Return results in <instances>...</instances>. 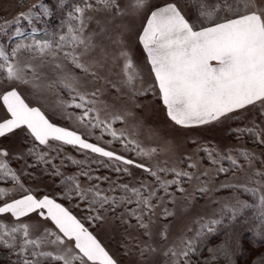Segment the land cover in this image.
<instances>
[{"label":"snow or ice","instance_id":"obj_1","mask_svg":"<svg viewBox=\"0 0 264 264\" xmlns=\"http://www.w3.org/2000/svg\"><path fill=\"white\" fill-rule=\"evenodd\" d=\"M188 2L193 9L191 20L180 7L179 0L155 6L146 17L137 39L153 78V84L147 88L137 86L138 82H143V75L125 44L124 31L113 35L109 26L118 18L139 16L148 8V0H79L71 6L67 20L62 21L61 27L66 26L67 31L59 34L58 38L45 31L48 38L37 39V29L33 27L31 43L18 42L11 51L0 45V83L6 82L10 86L0 94V101L8 114L0 121V137L24 129L34 142L28 155H35V142L45 146L47 151L37 158L53 167V175L57 176L63 174L51 159H46L49 153L58 154L64 146L81 152L84 160L67 157L79 168L78 175L64 177L62 183L67 190L93 211L97 208L104 210L105 206L107 210L115 211L122 205L135 203L136 208H126L125 211L143 229L142 235L149 238L153 236L152 226L158 220L175 216L167 205L176 203L179 199L176 193L184 194V199H188V190L184 185L200 180L201 176H208L209 172L202 171L198 161L187 165L194 172L175 166H161L160 162L149 163L158 155L159 149L145 147L138 137L144 131L149 139L156 138L155 131L145 128L143 121L129 124L127 118L133 115L131 111L110 110L114 106L100 97L113 89L126 93L133 105L139 108L136 99L158 88L167 117L182 128L220 124L257 107L264 115V0ZM40 7L42 15H51L46 6ZM89 12L107 15L102 22ZM32 15L21 14L29 23L32 22ZM36 18L39 19V15ZM93 24L95 26L90 28ZM116 27L126 31V26ZM13 35L25 36L20 28ZM105 40L116 51L109 52ZM22 51L32 53V59H39V63H32V59H20ZM48 57L51 59H46ZM117 64L119 79L114 81L111 69ZM46 67L56 74L54 79L48 78V73L43 71ZM18 85L27 86L33 94L45 87L52 89L58 86L66 90L70 98H58L56 107L77 127L86 129V134L50 122L40 108L30 107L25 102L17 90ZM89 85L92 87L89 88ZM69 109L72 111L69 112ZM117 123L123 127H114ZM97 130L101 135L94 137ZM234 131L241 135L249 133L259 144H264V129L246 127ZM105 135L111 137L107 141L109 145L118 141L124 151L135 153L139 161L99 143ZM92 138L98 142H91ZM201 150L210 164L217 166V173L230 170L222 163L225 160L233 170L242 168V164L231 154L224 155L210 147ZM238 155L244 157L253 169L249 179L257 187L229 184L220 187L243 189L256 200L250 203L232 197L231 203L222 206L221 217L228 216L230 220L238 221L246 210L255 209L256 219L264 225V170L255 169V157L246 150L239 151ZM163 163L167 164V161ZM91 164L111 167L116 173L128 175H131V166L140 169L151 181L142 179L139 187L112 182L109 188L104 189L97 182L108 181V177L94 176ZM261 166L264 168V161H261ZM161 174H171L172 178L165 179ZM23 175V172L18 175L9 166L8 151L0 149V181L13 182L17 186L15 193L19 196L14 198L10 190L0 188V248L17 256L14 264H117L96 236L68 208L49 195L37 196L31 189L25 188L21 183ZM81 179L89 182L87 186L81 184ZM161 191L164 196L159 195ZM197 191L207 193L209 188L201 186ZM117 192L121 194H113ZM161 205L164 207L158 215L156 210ZM5 219L8 223L4 222ZM91 219L102 217L97 214ZM196 223L200 224V228L193 237L179 238L178 243L162 253L167 257L166 264H191V257L198 252L197 240L216 234V226L221 225L223 219L198 220ZM156 235L167 240L168 229L158 226ZM258 235L264 241V228ZM240 247L242 245L237 236L225 233L219 245L208 248L212 254L210 259L222 258L226 264H234L233 256ZM155 252L157 249L147 244L140 249L142 257ZM204 264H209V261ZM254 264H264V254Z\"/></svg>","mask_w":264,"mask_h":264},{"label":"rangeland","instance_id":"obj_2","mask_svg":"<svg viewBox=\"0 0 264 264\" xmlns=\"http://www.w3.org/2000/svg\"><path fill=\"white\" fill-rule=\"evenodd\" d=\"M173 2V0H148V8L139 16H125L118 18L110 25L113 35L116 32L124 31L125 44L128 50L132 53L134 60L136 61L142 75L143 82H138L137 86L140 88H147L150 84H153V78L150 75V67L145 61V54L143 53L142 46L138 43V34L142 31V26L146 21L147 15L154 9L155 6H162L165 3ZM79 3V0H0V45H3L8 51L15 47L18 42L25 44L31 43L30 34L32 33L33 27L37 29L36 38L45 39V31L55 34L58 38L59 34L67 31V27H61L62 21L67 20V13L71 11L73 4ZM41 5L46 6L51 15H42L43 9ZM180 7L186 12L187 18L191 20L193 18V9L189 6L188 0H179ZM33 13L32 22L24 19L21 14L28 15ZM39 15V19H37ZM89 15L95 16L104 22V18L107 14L89 12ZM19 18V21H17ZM22 24H27L26 27H21ZM116 25L126 26L124 28H117ZM95 25H90L94 27ZM17 28H20L24 32V37H15L13 33ZM11 37V39H9ZM4 43H1V42ZM105 45L108 46L109 52L116 51L110 42L105 40ZM22 60L32 59V53L22 51L20 56ZM48 60L51 57L46 58ZM32 63H39V59H32ZM48 73V78L54 79L56 74L49 71V68L43 69ZM111 79H119V65L112 67ZM47 79L45 80V85ZM9 85L4 82L0 83V94L4 90L9 89ZM92 86L89 85V88ZM17 90L21 93L22 98L29 104L30 107H38L46 115V117L57 124L58 126L75 129L82 134H86V129L83 127H77L73 120L65 118L56 107L58 98L69 99V94L66 90L60 87L48 89L45 87L40 92L33 94L32 90L24 85H18ZM101 100L106 101L110 106H114L110 110L126 112L131 111L132 116L127 118L129 124L136 123L138 120L143 121L145 128H151L157 134L156 138L149 139L148 134L144 131L138 139L142 142L145 147H157L159 149L158 155H156L153 161L149 163L160 162L161 166L172 167L175 166L178 169L194 172V169H189L187 165L192 161H198L201 165V170H207L208 176H201L200 180H193L186 183L184 187L188 190V199H184V194L176 193L179 197L176 203L168 204L170 210L175 212V216L165 220L160 219L156 225L152 226L153 236L151 238L142 235L143 229H140L135 218L130 217L125 211L126 208H136L135 203L131 205H122L115 211L107 210L105 206L104 210L97 208L96 211L90 210L87 204L80 201L77 197H74L68 190L67 186L62 183L64 177L69 175H78L79 168L73 165L71 161L67 159L68 156L73 157L76 160H84V155L72 148L71 146H64L63 150L58 154L56 152L49 153L46 159H51L52 164L60 163L58 168L62 171V176H57L54 179V175L50 172L48 176L39 180H25L21 176V183L25 188L34 187L38 188L37 191H33L37 196L49 195L55 199L62 206L69 209V211L80 219L86 228L100 241L101 245L106 251L117 261V264H166L167 257H164L162 253L174 243H178L179 238H191L195 235L197 230L200 228V224L196 221L201 222L207 221L208 219H229L228 216L221 217L222 206L226 203L232 202V197H239L241 200L248 201L250 203L255 202L256 198L252 197L251 194L246 193L243 189L236 188H222L220 185H246L247 187H257V185L250 182L253 169L249 167L245 162L244 157L239 156V151L246 150L252 156L255 157L254 167L256 170H264L261 166V161H264V144H259L256 139L249 133L241 135L234 131L236 129H243L246 127H254L255 130L264 129V115H261L258 107L256 109H249L244 114L237 118L229 121H225L220 124L211 126H201L193 128H182L176 126L169 120L166 115V110L162 104V101L158 96V88H154L152 92H149L145 96L138 97L136 103L140 105L139 108L135 107L129 100L128 95L116 92L113 89L100 97ZM69 112L72 109L68 110ZM8 114L6 109L3 107L2 101H0V121L7 118ZM114 127H123L122 124H115ZM101 133L97 130L93 136H100ZM26 134L24 129L15 130L13 133L6 137H0V149L7 150L9 153V166L14 165V170L19 175L21 172L24 174L28 170V167L34 165V160H39L37 157L47 151L45 146H35V155H28L29 149L33 148L34 142L32 138ZM111 137L105 135L104 139L99 141L103 146L109 148V150L122 153L128 158L136 159L139 161V157L135 153L126 152L123 146L118 142L114 141L112 144H108L107 141ZM91 142H98L94 138ZM30 144H32L30 146ZM42 147V148H41ZM203 147H210L221 152V154H231L238 160V163L242 164V168L232 169V166L228 161H222L225 167H229L227 173H217L215 168L207 159L206 154L201 150ZM69 155L65 156L63 153ZM64 154V155H63ZM33 156V159H32ZM16 157H20L16 159ZM28 157V159H26ZM52 157H55L52 159ZM190 157L191 159H186ZM98 158V157H97ZM91 159V156H90ZM103 159V158H99ZM55 160V162H54ZM40 161V160H39ZM167 161V164L163 162ZM181 161H184L181 163ZM107 162V161H105ZM115 164V162H111ZM42 173L44 171L52 170L49 164L42 161L38 163ZM58 164V163H57ZM27 165V166H26ZM12 168V167H11ZM50 168V169H49ZM63 168V169H62ZM131 175L125 173H116L111 167L105 168L102 165L91 164V169L94 176H106L108 181L97 182L101 188L107 189L112 182L116 184L127 183L130 186L139 187V181L149 180L146 174L142 173L140 169L129 166ZM165 179L172 178L171 174L165 176L161 174ZM253 179H259V177H252ZM10 182V183H8ZM81 184L87 186L88 181L81 179ZM201 186L209 188L207 193H201L197 189ZM16 185L11 181H1L0 188L10 190V194L14 198H19L15 193ZM60 188L65 192L64 195L56 193L54 188ZM175 191V189H170ZM58 194V195H57ZM119 196L121 193H113ZM160 196H164V193L159 192ZM7 198V197H5ZM133 199H135L133 197ZM171 199V198H170ZM68 204H77L76 209H72ZM73 202V203H72ZM67 204V205H66ZM162 207L157 208V214L161 212ZM86 212H85V211ZM99 214L102 219L95 220L91 217ZM32 219H35L33 217ZM156 219V217H152ZM84 221H87L84 222ZM5 223L8 220L5 219ZM158 226H165L168 229V239L162 240L156 235ZM36 235V232H33ZM155 247L157 252L146 253L143 257L140 254V249L145 245ZM6 256L0 250V263L10 264V261L5 260ZM191 264H204L193 255L191 257ZM209 264H226L224 260L217 259L209 262Z\"/></svg>","mask_w":264,"mask_h":264},{"label":"trees","instance_id":"obj_3","mask_svg":"<svg viewBox=\"0 0 264 264\" xmlns=\"http://www.w3.org/2000/svg\"><path fill=\"white\" fill-rule=\"evenodd\" d=\"M26 26H27V24L21 25V27H26ZM1 43H4V42L2 41ZM26 138H28V136ZM31 145L32 144H30V146ZM35 146L40 147L41 145H39L38 142H35ZM33 147H34V145H33ZM63 153L65 154V156L69 155L65 152H63ZM26 159H28V157H26ZM32 159H33V156H32ZM33 162H35V164L28 167V170L26 171L25 175L22 176V178H25V180H33L34 179L37 181L39 179L46 178V176H48L47 172L54 170L53 167H51L52 170L44 171V173H42L41 170H38L39 168H41L40 165L38 164L40 161L34 160V161H32V163ZM54 162H55V160H54ZM57 163H56V165L54 163L56 168H58V166L60 164L58 161H57ZM11 167L14 170L15 167L13 164ZM63 170L61 171L59 169V171L61 173L65 172ZM53 172H50V173L53 174ZM56 177L57 176L54 175V179ZM4 181H8V180H4ZM8 183H10V182H8ZM28 189H31L32 191L38 190V188H34V187H29ZM62 189H60L58 187L54 188V190L56 191V193L59 194V196L60 195L62 196L65 193V192H62V191H64ZM69 201L70 200H68L66 203L68 204ZM68 206H70L72 209L77 208L76 203L75 204H68ZM84 222L87 223V221H84ZM216 227L218 229L216 234L206 235L205 237H201L197 240L198 252H197V254H195V256L198 258L199 261H201V262H205V261L211 262L212 261L210 259L212 254L208 251V248H210V247L215 248L217 245H219L223 241V239L225 237V233L234 234L235 236H237L241 242V245H242V247H240L238 249V251L233 256L234 264H254V262L257 261V258L261 257V255L264 254V241H261L259 239V235H258L261 232V229L264 228V225H261L259 220L256 219V210L255 209L246 210L245 214L243 216H241L238 221H232L230 219H226L223 221V223L221 225H217ZM0 250L3 252V255L6 256L5 260L7 261V259H8L10 261V264H14V262L17 261V256L12 254L11 252H9L7 249L0 248ZM25 255H27V253ZM218 259L223 260L222 258H218ZM0 264H2V263H0Z\"/></svg>","mask_w":264,"mask_h":264}]
</instances>
